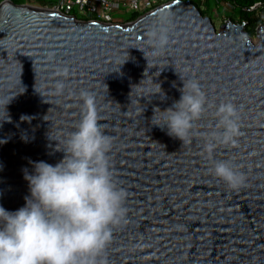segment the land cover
I'll return each instance as SVG.
<instances>
[{
    "label": "water",
    "instance_id": "1",
    "mask_svg": "<svg viewBox=\"0 0 264 264\" xmlns=\"http://www.w3.org/2000/svg\"><path fill=\"white\" fill-rule=\"evenodd\" d=\"M162 11L171 14L169 43L152 55L147 32ZM244 29L228 21L217 32L189 0H172L127 24L82 22L3 1L0 207L25 206L33 162L55 166L64 158V141L82 118L79 94L87 90L112 142L113 182L127 193L106 264H264V25L256 43ZM181 77L197 80L213 106H237L235 145H218L211 157L205 152L215 107L195 122L187 145L153 123L155 109L181 98ZM216 161H231L246 175L244 186L229 189L214 175Z\"/></svg>",
    "mask_w": 264,
    "mask_h": 264
},
{
    "label": "clouds",
    "instance_id": "2",
    "mask_svg": "<svg viewBox=\"0 0 264 264\" xmlns=\"http://www.w3.org/2000/svg\"><path fill=\"white\" fill-rule=\"evenodd\" d=\"M171 23L169 12L157 14L146 40L152 55L166 49ZM61 74L66 77L68 70ZM56 87L58 94L63 92L62 82ZM181 92L172 107L155 109L154 124L166 125L170 136L187 145L195 122L215 107L216 130L206 134L205 152L211 157L218 145L236 144L241 135V114L234 103L213 106L195 79L184 80ZM79 96L82 118L77 130L64 141V158L55 166L33 162L34 174L25 175L31 192L25 206L15 212L0 207V264H106L113 228L126 217L127 193L113 182L109 160L112 142L98 122L95 95L81 90ZM156 110L160 120H154ZM213 172L231 190L246 182V175L231 161L214 162Z\"/></svg>",
    "mask_w": 264,
    "mask_h": 264
},
{
    "label": "built area",
    "instance_id": "3",
    "mask_svg": "<svg viewBox=\"0 0 264 264\" xmlns=\"http://www.w3.org/2000/svg\"><path fill=\"white\" fill-rule=\"evenodd\" d=\"M5 1V0H3ZM1 1L0 4L3 2ZM14 2L13 0H10ZM17 5L48 9L72 16L82 22H101L104 24H127L160 8L172 0H16ZM191 1V0H189ZM202 8L207 0H197ZM224 8L232 5L223 2ZM259 5V4H257ZM254 8V7H253ZM252 8V9H253ZM130 12L136 19L133 21L116 18V14ZM228 21H230L228 19ZM226 21V23L228 22Z\"/></svg>",
    "mask_w": 264,
    "mask_h": 264
},
{
    "label": "trees",
    "instance_id": "4",
    "mask_svg": "<svg viewBox=\"0 0 264 264\" xmlns=\"http://www.w3.org/2000/svg\"><path fill=\"white\" fill-rule=\"evenodd\" d=\"M13 1L15 4L18 3L16 0ZM191 2L204 16H208L209 18L214 6H219L223 2L229 3L232 5V9H230L232 13L228 14V19L235 23L244 24V32L250 38L256 36L257 29L261 25H264V0H207L203 5L204 8H202L200 2L197 0H191ZM135 19L136 17L132 16L129 21Z\"/></svg>",
    "mask_w": 264,
    "mask_h": 264
},
{
    "label": "rangeland",
    "instance_id": "5",
    "mask_svg": "<svg viewBox=\"0 0 264 264\" xmlns=\"http://www.w3.org/2000/svg\"><path fill=\"white\" fill-rule=\"evenodd\" d=\"M3 0H0V2ZM232 12L228 8H224L223 5H217L213 7V11L211 13L210 19L213 21V24L216 28V31H222L224 26L226 25V21H228V14L230 15ZM116 18H123L128 20L132 17L130 12H124L123 14L119 13L115 15ZM253 43L257 42V35L251 37Z\"/></svg>",
    "mask_w": 264,
    "mask_h": 264
}]
</instances>
